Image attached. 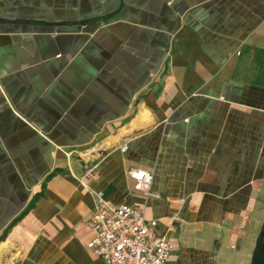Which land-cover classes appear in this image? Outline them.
<instances>
[{"label":"crops","instance_id":"1","mask_svg":"<svg viewBox=\"0 0 264 264\" xmlns=\"http://www.w3.org/2000/svg\"><path fill=\"white\" fill-rule=\"evenodd\" d=\"M96 192L157 221L167 264H250L264 0H0V264H103Z\"/></svg>","mask_w":264,"mask_h":264},{"label":"built area","instance_id":"2","mask_svg":"<svg viewBox=\"0 0 264 264\" xmlns=\"http://www.w3.org/2000/svg\"><path fill=\"white\" fill-rule=\"evenodd\" d=\"M129 176L135 190L151 194V171L136 167ZM95 196V207L86 222L92 231L87 246L103 264H167L173 244L156 232L157 221L146 218L144 208L115 204L101 192Z\"/></svg>","mask_w":264,"mask_h":264},{"label":"water","instance_id":"3","mask_svg":"<svg viewBox=\"0 0 264 264\" xmlns=\"http://www.w3.org/2000/svg\"><path fill=\"white\" fill-rule=\"evenodd\" d=\"M250 264H264V226L259 235Z\"/></svg>","mask_w":264,"mask_h":264}]
</instances>
